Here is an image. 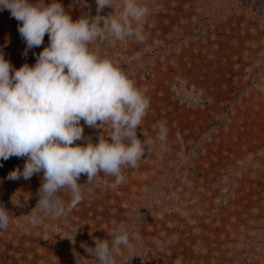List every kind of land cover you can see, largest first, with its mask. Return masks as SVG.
I'll return each instance as SVG.
<instances>
[{
  "label": "rangeland",
  "instance_id": "1",
  "mask_svg": "<svg viewBox=\"0 0 264 264\" xmlns=\"http://www.w3.org/2000/svg\"><path fill=\"white\" fill-rule=\"evenodd\" d=\"M61 3L73 20L97 14L95 0ZM142 3L149 9L143 40L92 47L149 100L137 130L149 142L145 156L124 168L116 187L112 176L88 181L82 174L84 198L63 212L38 204L42 172L7 178L26 158L2 161L0 204L12 215L0 229V264H99L87 247L110 239L122 223L141 241L117 264H264V0ZM19 23L0 11V51L16 68L34 64L49 42L46 34L41 46L26 50ZM101 128L84 125V135L98 142L110 132ZM59 198L66 205L70 191Z\"/></svg>",
  "mask_w": 264,
  "mask_h": 264
},
{
  "label": "clouds",
  "instance_id": "2",
  "mask_svg": "<svg viewBox=\"0 0 264 264\" xmlns=\"http://www.w3.org/2000/svg\"><path fill=\"white\" fill-rule=\"evenodd\" d=\"M95 3V16L73 20L61 0H0V11L10 10L20 22L26 50L41 46L46 34L49 38L31 65L16 68L0 51V166L13 156L26 158L22 169L8 173L9 180L42 172L38 204L45 209L56 205L61 212L71 211L84 198L78 182L82 174L88 181L101 173L112 176L111 187L124 183V168H136L149 143L137 135L149 107L147 96L112 59L92 47L110 39L143 40L149 9L142 0ZM106 6L112 11L100 14ZM103 124L110 127L107 136L99 135L98 142L85 137L84 125L102 129ZM167 133L161 123V142ZM62 189L71 193L66 205L59 198ZM11 215L0 204V229L8 227ZM108 234L110 239L95 238V248L86 246L99 264H117V257L134 251L141 241L140 233L123 223Z\"/></svg>",
  "mask_w": 264,
  "mask_h": 264
}]
</instances>
